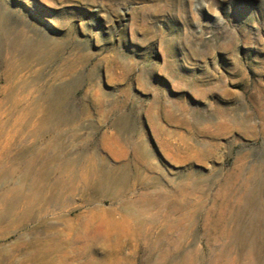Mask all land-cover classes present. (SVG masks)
<instances>
[{"label":"rangeland","instance_id":"374dc122","mask_svg":"<svg viewBox=\"0 0 264 264\" xmlns=\"http://www.w3.org/2000/svg\"><path fill=\"white\" fill-rule=\"evenodd\" d=\"M2 34L27 41L13 54L20 109L60 86L77 119L59 127L60 141L48 121L34 131L38 115L7 138L5 103L0 196L23 181L20 147L46 146V159L97 153L128 182L99 197L79 181L61 206L10 216L0 264L20 263L11 254L37 241L42 221L64 231L90 208H117L107 216L113 255L127 234L125 264H264V0H0ZM6 71L0 62V86Z\"/></svg>","mask_w":264,"mask_h":264},{"label":"bare ground","instance_id":"6f19581e","mask_svg":"<svg viewBox=\"0 0 264 264\" xmlns=\"http://www.w3.org/2000/svg\"><path fill=\"white\" fill-rule=\"evenodd\" d=\"M0 41V46L4 45L6 47L4 50L0 49V62L7 67V71L3 73L4 85L0 86V94L2 95L0 115L6 111L2 108L5 103H8L9 110H7V113L10 115V120L7 123L10 126V130L6 133L9 135L7 138H12L15 135L19 136L25 131L32 130L30 129L31 122H33L31 119L34 115H38L34 120V131L40 132L41 130L36 126V120L48 121L51 125L47 131L53 134L54 140L60 141L65 135V131L59 127L65 123H72L77 119V115L70 113L68 110L67 92L60 86L53 87L48 92L40 91L37 97L29 102L32 105L29 110H26L25 107L20 109V105L26 102V97L19 94V87L14 82L18 66L13 60V54L19 46H27V41H13V39H9L4 34H2ZM6 124L0 120V141L1 136H3L2 130L5 129ZM11 129H13V133L9 134ZM2 147L0 146V148ZM33 147L35 148L36 146ZM33 149L20 147L16 152L15 157L22 160L21 178L23 181L5 189L0 196V206L3 209L0 215V223L5 222L10 216L14 215L18 218L25 217L30 212L32 213L33 206H35L34 203L37 202L43 204L53 203L61 206L67 199L64 196V192L72 191L75 183L79 181L89 187L94 196L99 197H111L113 193L111 185L113 183L124 186L128 182V174L123 166L108 167L105 159L101 158L97 153H92L91 157H85L82 151L77 152L76 156L70 154L64 156L61 153H54L55 155L51 154L52 157L46 159L48 149L46 146H39L34 149L35 151ZM6 159L8 160L9 158ZM40 161L42 162L41 167L44 168L42 171L37 168ZM50 174L54 175V180L48 186L46 180ZM143 200H148L146 195L137 198L139 202ZM130 204L131 202L123 201L122 209L131 206ZM147 204L153 205V202L149 200ZM117 211V208L86 209L75 220L66 218L63 226L64 231L52 225H47L46 221H42L39 226L43 233L38 237L37 241L33 245L17 248L11 254L10 259L18 258L19 264H125L121 254H123L127 245L126 232L124 233V240L117 244L118 248L115 250V255H113V222L108 219V213H117ZM139 212V210H136L133 213L121 215L120 219L125 221L135 219ZM184 216L189 218L186 213H184ZM113 219L115 218L113 217ZM172 226H176V222L170 224L169 228H172ZM160 254L163 257L167 256V250H161ZM251 255V253L248 254L249 260ZM1 258L2 255H0ZM252 262L248 261L246 264H252ZM172 264H175V262H172Z\"/></svg>","mask_w":264,"mask_h":264}]
</instances>
